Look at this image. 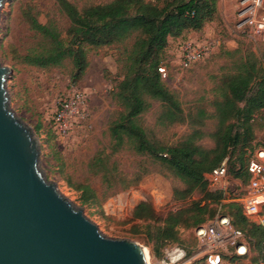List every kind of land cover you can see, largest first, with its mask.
Returning a JSON list of instances; mask_svg holds the SVG:
<instances>
[{
  "label": "trees",
  "instance_id": "16d2710c",
  "mask_svg": "<svg viewBox=\"0 0 264 264\" xmlns=\"http://www.w3.org/2000/svg\"><path fill=\"white\" fill-rule=\"evenodd\" d=\"M55 2L68 20L66 36L52 19L41 22L26 6L22 15L34 31L36 42L20 56L22 62L48 68L60 66L67 59L71 63L70 79L75 82L86 71L89 49L113 46L118 53L116 71L103 68L104 77L112 82L110 95L118 106L107 125L110 152L99 151L94 155L92 162L98 164L92 171L101 174L107 188H123L138 180L140 173L121 177L118 187L112 183L116 168L112 165L114 160L110 162V154L126 146L149 156L181 181V186L173 188L172 199L184 200L194 191L202 193L201 198L189 205L164 213L156 212L148 200H139L134 205L132 218L144 221L143 232L154 245L157 257L165 245L172 243L180 244L191 254L198 245L194 229L216 216L226 215L230 224L241 230V240L247 249L239 254L227 245L226 249H220L221 261L217 264H237L247 258L252 264H264V226L243 212L240 199L228 198L221 186L212 188L207 177L225 161L232 177L244 183L249 179L246 165L251 154L245 156L243 148L255 137V127L264 128V49L259 55L253 50L240 52L233 60L232 70L220 73L218 94L210 101L212 110L198 103L185 111L178 94L167 85L158 67L166 63L168 37L201 29L213 17L215 0H108L80 8L70 0ZM153 100L159 104L161 124H188V130L177 141H163L141 122L142 114L150 109ZM207 118L215 119V128L208 132L202 128ZM38 127L39 124L35 126ZM49 130L55 137L50 127ZM205 135L213 139V145L199 142ZM237 146L239 151L232 156ZM229 162L237 166L229 169ZM77 187L81 190L82 204L98 201L97 190L89 184L79 183ZM181 224L193 227L192 245L180 240ZM132 230L139 231L136 226ZM202 261L206 264L203 258L195 262Z\"/></svg>",
  "mask_w": 264,
  "mask_h": 264
},
{
  "label": "rangeland",
  "instance_id": "374dc122",
  "mask_svg": "<svg viewBox=\"0 0 264 264\" xmlns=\"http://www.w3.org/2000/svg\"><path fill=\"white\" fill-rule=\"evenodd\" d=\"M70 1L80 8L85 4L108 0ZM26 6L41 22L52 19L62 29L63 36H66L68 20L59 11L55 0H4L0 10V62L8 65L11 70L6 82L9 102L15 112L35 130L40 146L41 169L47 178L56 182L63 194L83 206L86 215L97 223L103 233L135 239L148 249L150 257H157L154 245L143 232L144 221L132 218L134 205L139 200H148L156 212L164 213L168 209L189 205L193 200L201 198L202 193L194 191L184 200L172 199V190L181 186V181L158 163L152 162L149 156L136 153L126 146L110 154V162L114 160L112 165L116 168L112 183L118 187L121 177L130 178L137 173L141 177L123 188L106 187L107 182L102 180L101 174L92 171L98 164L92 162V159L99 151L110 152L107 125L118 106L110 95L112 82L104 77L103 68L116 71L117 50L113 46L89 49V64L82 78L75 82L70 79L71 63L67 59L60 66L48 68L28 65L21 61L20 56L36 42V35L23 18L22 10ZM240 7V0H215L213 17L206 22L209 26L200 37L216 41L210 52L190 67L180 66L177 51L168 53L166 74L162 77L178 94L185 111L193 109L198 103L212 110L210 101L218 94L216 86L220 73L232 70L233 60L240 52L253 50L259 55L264 49L263 39L249 29L241 30L235 26ZM71 87H78L86 94L89 120L86 125L73 128L68 138H55L49 130L50 118L57 99ZM159 112V104L153 100L150 109L142 114L141 122L167 143L180 139L188 130V124L179 122L163 125L158 120ZM202 128L207 132L212 131L215 119L207 118ZM254 133L250 145L243 148L245 156H249L255 147L264 145V128L255 127ZM199 142L205 146L213 145V139L208 135L203 136ZM238 151L239 146L232 150V156ZM228 166L229 169L235 168L237 163L231 165L229 162ZM227 176L228 181L231 175L228 173ZM79 183H87L97 190L98 201L82 204L81 190L77 187ZM234 188L239 189L240 186L235 184ZM230 196L239 201L241 193L235 196L232 193ZM135 226L139 231L133 232ZM178 234L185 245L193 244L192 226L179 225ZM202 253L200 251L196 256L200 257ZM237 264L252 262L247 258Z\"/></svg>",
  "mask_w": 264,
  "mask_h": 264
},
{
  "label": "water",
  "instance_id": "95a60500",
  "mask_svg": "<svg viewBox=\"0 0 264 264\" xmlns=\"http://www.w3.org/2000/svg\"><path fill=\"white\" fill-rule=\"evenodd\" d=\"M10 71L0 62V264H149L139 241L103 233L46 177L35 130L10 105Z\"/></svg>",
  "mask_w": 264,
  "mask_h": 264
},
{
  "label": "built area",
  "instance_id": "2783aa9c",
  "mask_svg": "<svg viewBox=\"0 0 264 264\" xmlns=\"http://www.w3.org/2000/svg\"><path fill=\"white\" fill-rule=\"evenodd\" d=\"M241 7L237 12L235 26L241 30H251L264 40V0H240ZM213 38L186 39L181 42L179 64L189 67L193 62L206 56L215 43ZM161 75L166 74V66L158 67ZM89 116L86 94L78 87H71L57 101L50 118V128L55 138L66 139L73 128L86 125ZM249 179L240 200L243 212L257 224L264 226V148L257 147L251 153L246 165ZM227 166L223 161L207 174L211 186H221L227 192L225 181L228 176ZM232 177V176H231ZM198 238L197 248L187 254L185 248L178 243L167 244L159 257L152 255V264H200L195 262L203 258L206 264H217L221 261L220 249L227 245L234 247L236 253L242 254L247 245L241 240V230L234 228L226 215L216 216L209 222L194 229ZM203 251L200 257L196 256Z\"/></svg>",
  "mask_w": 264,
  "mask_h": 264
},
{
  "label": "crops",
  "instance_id": "0c3cea01",
  "mask_svg": "<svg viewBox=\"0 0 264 264\" xmlns=\"http://www.w3.org/2000/svg\"><path fill=\"white\" fill-rule=\"evenodd\" d=\"M208 26H209V23H206L205 27L202 30H188V31L184 32L182 35H179L176 37L169 36L168 37L169 44H168L167 49H166V57L169 56L168 55L169 52H172L174 50L177 51V55L179 56L180 55V46H181L180 42L183 40H186V39H190V40L200 39L201 34L205 33V29L208 28ZM88 62H89V58H88ZM108 69L111 71H114L111 68H108ZM226 181H225L226 189H227V192H229V194L233 193V196H235L238 193H241V195L243 194V192H244L243 190L246 187V184L240 178L230 177V179L227 182ZM235 184H238L240 186V188L239 189L234 188ZM228 185H229V187H228Z\"/></svg>",
  "mask_w": 264,
  "mask_h": 264
},
{
  "label": "bare ground",
  "instance_id": "6f19581e",
  "mask_svg": "<svg viewBox=\"0 0 264 264\" xmlns=\"http://www.w3.org/2000/svg\"><path fill=\"white\" fill-rule=\"evenodd\" d=\"M143 251H144L145 257L147 258L149 264H152V263H151V257H150V254H149V252H148V249L145 248V247H143Z\"/></svg>",
  "mask_w": 264,
  "mask_h": 264
}]
</instances>
